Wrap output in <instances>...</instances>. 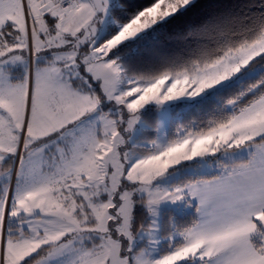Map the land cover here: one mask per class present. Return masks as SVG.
<instances>
[{
	"label": "snow or ice",
	"instance_id": "6c2138e0",
	"mask_svg": "<svg viewBox=\"0 0 264 264\" xmlns=\"http://www.w3.org/2000/svg\"><path fill=\"white\" fill-rule=\"evenodd\" d=\"M255 7L0 0V264H264Z\"/></svg>",
	"mask_w": 264,
	"mask_h": 264
},
{
	"label": "trees",
	"instance_id": "16d2710c",
	"mask_svg": "<svg viewBox=\"0 0 264 264\" xmlns=\"http://www.w3.org/2000/svg\"><path fill=\"white\" fill-rule=\"evenodd\" d=\"M147 0H131L133 8H137L139 5L145 4ZM260 0H203V8L190 20H196L204 17L211 16H223L228 18H237L243 22V18L254 15L259 9L255 5L259 4ZM190 20L182 21L179 24L170 25L172 31L179 30L184 24L190 22ZM143 39V38H142ZM171 47V46H170ZM252 75L244 76L243 78L234 82L230 87H236L237 85L247 84ZM217 93L216 95H221ZM177 112V119L175 123H188L192 120H200L204 118L208 112V108L205 106V102L201 100L197 101H184L180 105ZM171 130H174V125Z\"/></svg>",
	"mask_w": 264,
	"mask_h": 264
},
{
	"label": "rangeland",
	"instance_id": "374dc122",
	"mask_svg": "<svg viewBox=\"0 0 264 264\" xmlns=\"http://www.w3.org/2000/svg\"><path fill=\"white\" fill-rule=\"evenodd\" d=\"M250 75H251V74L242 75V76L239 77V79L243 78L244 76H250ZM239 79H238V80H239Z\"/></svg>",
	"mask_w": 264,
	"mask_h": 264
}]
</instances>
